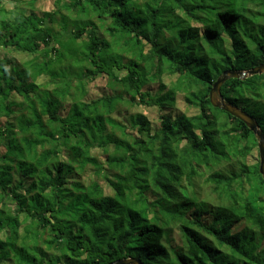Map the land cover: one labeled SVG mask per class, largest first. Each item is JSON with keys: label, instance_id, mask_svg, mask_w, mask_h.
<instances>
[{"label": "trees", "instance_id": "1", "mask_svg": "<svg viewBox=\"0 0 264 264\" xmlns=\"http://www.w3.org/2000/svg\"><path fill=\"white\" fill-rule=\"evenodd\" d=\"M43 1L0 0V264H264L258 141L210 102L264 65V0ZM221 93L264 134V75Z\"/></svg>", "mask_w": 264, "mask_h": 264}, {"label": "water", "instance_id": "2", "mask_svg": "<svg viewBox=\"0 0 264 264\" xmlns=\"http://www.w3.org/2000/svg\"><path fill=\"white\" fill-rule=\"evenodd\" d=\"M264 75V65L254 68L246 72H226L224 73L217 82L213 85V88L210 93V102L215 109L225 111L232 117L243 122L249 130L255 135L258 141V150L260 157V167L259 172L264 179V134L260 130L258 123L247 113L243 112L241 109L232 106L227 103L221 93L222 87L229 80L236 79L245 81L248 78ZM115 264H143L140 259H126L119 261Z\"/></svg>", "mask_w": 264, "mask_h": 264}, {"label": "rangeland", "instance_id": "3", "mask_svg": "<svg viewBox=\"0 0 264 264\" xmlns=\"http://www.w3.org/2000/svg\"><path fill=\"white\" fill-rule=\"evenodd\" d=\"M52 10H53V2L50 0L43 1L37 6L38 12H50ZM94 21L96 22V24H98V21H96V19H94ZM55 29L59 31V25L56 24ZM4 52L5 51L0 50L1 54L2 53L4 54ZM9 55L11 57L16 58L19 62H25V61H28L30 59L28 56L23 55V54L18 53V52H12V53H9ZM108 91H109L108 81L105 78L99 79V80L92 82L88 85V96L92 97V98H98V97L103 96V95L105 96L108 93ZM66 106L67 107L64 109L65 111L63 113H66V111H67L66 109H69V104H67ZM128 109L129 108L122 106L120 108V112H119V114L121 116L120 121L124 123L125 119H126L127 123L125 122V124L127 126H129L128 125L129 116L134 115L133 113H143L153 122H155L158 118L157 110L142 109L143 111H141V110H137L135 108H131L130 110H128ZM177 109L180 111L186 112V104H185L184 100H182L181 98L178 101ZM193 113H194L193 110H189V112H188V114H190V115H192ZM258 157H259V154H258V156L255 155V159ZM259 159H260V157H259ZM110 193H112V192L110 191Z\"/></svg>", "mask_w": 264, "mask_h": 264}]
</instances>
